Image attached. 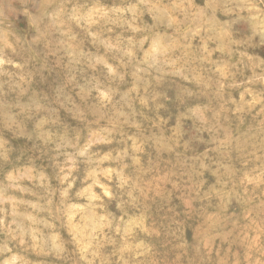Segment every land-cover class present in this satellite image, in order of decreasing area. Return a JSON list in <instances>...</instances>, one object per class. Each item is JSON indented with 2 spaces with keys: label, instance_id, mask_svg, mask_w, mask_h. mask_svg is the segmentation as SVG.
Masks as SVG:
<instances>
[{
  "label": "clouds",
  "instance_id": "obj_1",
  "mask_svg": "<svg viewBox=\"0 0 264 264\" xmlns=\"http://www.w3.org/2000/svg\"><path fill=\"white\" fill-rule=\"evenodd\" d=\"M0 264H264V0H0Z\"/></svg>",
  "mask_w": 264,
  "mask_h": 264
}]
</instances>
